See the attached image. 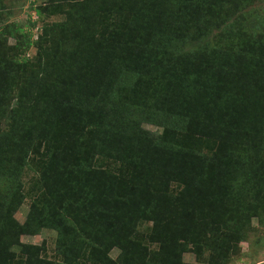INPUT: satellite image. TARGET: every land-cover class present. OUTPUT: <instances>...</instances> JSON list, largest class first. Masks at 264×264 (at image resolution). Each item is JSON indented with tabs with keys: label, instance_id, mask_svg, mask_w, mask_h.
Masks as SVG:
<instances>
[{
	"label": "trees",
	"instance_id": "obj_1",
	"mask_svg": "<svg viewBox=\"0 0 264 264\" xmlns=\"http://www.w3.org/2000/svg\"><path fill=\"white\" fill-rule=\"evenodd\" d=\"M89 2L93 56L64 42L0 106V253L18 233L50 229L62 264H179L187 243L196 258L225 264L250 219L246 186L264 182V45L244 37V52L226 46L193 60L181 43L199 0H160L163 13L147 18L129 14L133 0ZM152 17L164 25L144 38ZM256 31L264 36V21ZM24 168L37 186L16 228Z\"/></svg>",
	"mask_w": 264,
	"mask_h": 264
},
{
	"label": "rangeland",
	"instance_id": "obj_2",
	"mask_svg": "<svg viewBox=\"0 0 264 264\" xmlns=\"http://www.w3.org/2000/svg\"><path fill=\"white\" fill-rule=\"evenodd\" d=\"M135 1L133 0L129 14L136 17L147 18L152 14L151 12L161 15L164 11V7H159L160 0L154 5L148 0L140 4ZM234 1L206 0L205 3H201L202 0H199L201 11L191 17V20L195 19L192 25L193 36L186 35L181 43L183 55L188 54L193 60H201L196 57L203 56L206 60L207 55L211 54V49L216 50L226 46H232L230 48L234 52H244L247 47L237 51L242 46L240 44H244L240 43L244 37L256 39L257 43L264 45V36L258 38L256 31L258 25L264 21V0ZM232 3L234 6L231 15L226 16L224 11ZM90 5L89 0H0V106L5 101L11 105L18 84L25 79L33 80V77L41 72L44 63L46 68L53 65L51 59L53 48L63 49L64 42L74 55L84 52L88 53V56H93L92 53L98 50L96 41L98 32L92 27L94 19ZM35 10L39 11V15H36ZM234 17H237V20L231 23ZM147 24L148 29L145 25L140 29L144 38L152 34L151 31L154 29L158 31L164 25L163 23L158 26L154 20L148 21ZM63 37L65 39H62ZM167 56L172 57L173 52L168 51L165 60L168 59ZM261 85L263 93L259 98L260 104L264 101V85ZM246 96L253 97L251 94ZM142 128L151 133L158 131L156 127L150 125H142ZM109 161L104 160L102 163L99 161V164L102 168L108 169L107 171L111 170L113 174H118ZM20 180L23 199L10 216L16 228L24 226L31 197L35 193L31 189L34 184L37 186V176L32 170L24 168ZM242 200L243 206L250 208L248 212L250 219L248 225L243 228L242 239L237 244L235 253L225 264H264V182L258 185L256 182H250L246 186ZM149 227V223L138 226L136 235L145 236ZM55 235L56 233L50 229L16 234V241L0 253V264H35V262L43 264L42 260L62 264L63 260L55 249ZM151 249L156 250V247L150 245ZM117 255L118 251L113 249L108 257L115 260ZM200 256L196 258L193 246L187 243L177 259L179 264L211 263L208 253Z\"/></svg>",
	"mask_w": 264,
	"mask_h": 264
}]
</instances>
